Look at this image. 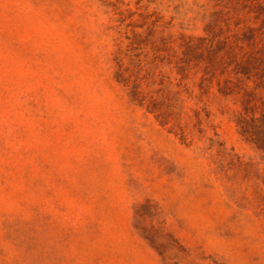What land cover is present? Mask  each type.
<instances>
[{"label": "rangeland", "instance_id": "1", "mask_svg": "<svg viewBox=\"0 0 264 264\" xmlns=\"http://www.w3.org/2000/svg\"><path fill=\"white\" fill-rule=\"evenodd\" d=\"M213 5L0 0V264H264V161L237 134L238 104L215 83L199 103L222 144L210 150L114 78L138 12L200 36Z\"/></svg>", "mask_w": 264, "mask_h": 264}, {"label": "trees", "instance_id": "2", "mask_svg": "<svg viewBox=\"0 0 264 264\" xmlns=\"http://www.w3.org/2000/svg\"><path fill=\"white\" fill-rule=\"evenodd\" d=\"M211 1L213 10L200 36L165 35L158 19L148 22L150 15L138 12L141 24L126 23L127 42L115 44L114 78L131 103L170 126L182 142L189 136V143L195 137L208 140L210 150L222 144L214 138L216 130L206 135L214 126L206 105L199 103L215 83L221 96L238 104L233 121L240 140L264 161V0ZM128 12V18L136 13ZM220 147L215 158L231 167L248 166ZM257 185H264V176Z\"/></svg>", "mask_w": 264, "mask_h": 264}]
</instances>
